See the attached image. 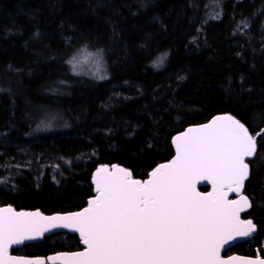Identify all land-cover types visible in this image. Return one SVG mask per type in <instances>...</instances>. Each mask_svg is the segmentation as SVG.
Wrapping results in <instances>:
<instances>
[{
  "label": "trees",
  "instance_id": "trees-1",
  "mask_svg": "<svg viewBox=\"0 0 264 264\" xmlns=\"http://www.w3.org/2000/svg\"><path fill=\"white\" fill-rule=\"evenodd\" d=\"M83 47L103 53L107 80L71 73ZM219 114L261 133L244 185L258 232L234 247L254 256L264 239V0H0V205L80 210L97 166L143 180L172 157L175 134ZM76 247L59 234L15 252Z\"/></svg>",
  "mask_w": 264,
  "mask_h": 264
},
{
  "label": "snow or ice",
  "instance_id": "snow-or-ice-1",
  "mask_svg": "<svg viewBox=\"0 0 264 264\" xmlns=\"http://www.w3.org/2000/svg\"><path fill=\"white\" fill-rule=\"evenodd\" d=\"M158 63L162 58L154 66ZM107 78L105 71L100 79ZM41 127L50 125L41 122ZM260 134H250L231 115L215 116L174 136L175 156L152 169L146 180L134 179L117 165L97 168L96 195L79 212L44 216L0 208V264H45L39 256H10L9 246L37 240L56 228L78 232L86 247L48 256L52 262L230 264L235 258L223 260L221 248L234 236L250 237L257 231L252 220L240 219L244 206H251L249 197L240 194L238 200H229L228 193L239 194L249 178L246 158L257 153ZM199 180L210 182L212 191L198 192ZM241 264H264V259Z\"/></svg>",
  "mask_w": 264,
  "mask_h": 264
},
{
  "label": "water",
  "instance_id": "water-1",
  "mask_svg": "<svg viewBox=\"0 0 264 264\" xmlns=\"http://www.w3.org/2000/svg\"><path fill=\"white\" fill-rule=\"evenodd\" d=\"M221 115H228V114H219V115H216V116H221ZM213 117H215V116H213ZM213 117H212V118H213ZM212 118H211V119H212ZM211 119H209L208 121H206V122H204V123H202V124H205V123L209 122ZM202 124H197V125L188 126V127H186V128H185L183 131H181V132L186 131L189 127H196V126H198V125H202ZM181 132H179V133H181ZM179 133L175 134L174 136L178 135ZM174 136H173V137H174ZM173 137H172V138H173ZM172 138H171V146H172V150H173V155H172V157H171L168 161H170V160L175 156V154H176V153H175V146H174L173 143H172ZM252 158H253V157H252ZM252 158H246V161H249V160H251ZM168 161L163 162V163H167ZM163 163H160V164H163ZM160 164H158V165H160ZM112 165H116V164H112ZM112 165H100V166H97V167L95 168V170L92 172L90 182H91V184H92V186H93V191H94V194H95V195H96V192H95V183H94V173L96 172V169L99 168V167H101V166H107L109 169H111V166H112ZM158 165H157V166H158ZM117 166L122 167V166H120V165H117ZM157 166H155V167H157ZM155 167H154V168H155ZM122 168H124V167H122ZM154 168H153V169H154ZM151 171H152V170H151ZM151 171H150V172H151ZM150 172H149V173H150ZM149 173H148V174H149ZM148 178H149V177H148V175H147V177H146L145 179H143V180H146V179H148ZM134 179H135V178H134ZM137 180H140V179H137ZM143 180H141V181H143ZM247 180H248V179H247ZM247 180H246V181H247ZM246 181H245V183H246ZM204 187H209V189H208L207 191H201L200 189H201V188H204ZM243 189H244V187H243ZM243 189L240 190V193H239V194H238V193H232V192H229V193H228V199H229V200H238L240 194L244 195V194H243ZM196 190H197L198 192H201V193L211 192V191H212V185H211V183L208 182V181H205V180H199V181L197 182V184H196ZM231 197H233V198H231ZM89 199H90V198H89ZM89 199H88V200H89ZM88 200H87L86 205H85L83 208H85V207L88 206ZM7 207H11V208L13 209V211H15V212H35V211H39V210H23V209H21V210H16V209H14L12 206H10V205H0V208H7ZM83 208H82V209H83ZM82 209L77 210V211H72V212L53 213V214H44V213H41L40 211H39V212H40L42 215H44V216H53V215H57V214H59V215H66V214H68V213L79 212V211H81ZM249 209H250V207L247 206V205H245V206H244V210L240 212V216H241L242 213L248 211ZM240 219H241V218H240ZM241 220H242V219H241ZM247 220H250V219H247ZM59 233H63V234H68V235L76 236V237L79 239V246H80V249H79L78 251H83L84 248L86 247L85 245H83V244L81 243V241H80V235H79L78 232H75V231H73V230L70 229V228H56V229H52L50 232H46V233H44L43 237H42V238H39V239H37V240H34V241H25V242H24L23 244H21V245H10V246H9L8 255H10V256H14V255H11V254H10V251H12V250H16V249H20L22 246L27 245V244H32V243L40 242V241H42L43 238H45V237H49V236H51V235L59 234ZM255 233H256V232H255ZM255 233H253L251 236H254ZM248 238H249V237H239V236H234V238H230V239L228 240V243H226V244L221 248V250H220V256H221V258H222L223 260H229V258H233V257H234L235 259H234V260H231V261H230V264H241V261L244 260V259H252V260L264 259V258H254V257L239 256V255H230V256H226V257L222 256V253H223L224 251H226L227 249H229L232 245H234V244H236V243H239V242L246 241V240H248ZM75 252H77V251H75ZM60 253H72V252H59V253H55V254H52V255H49V256H55V255L60 254ZM15 257H21V256H15ZM47 257H48V256H47ZM26 258L31 259V258H35V257H26ZM44 261H45V262L47 261L48 264H62V262H61L59 259H57V261H55V262H52V261H48L47 258H44Z\"/></svg>",
  "mask_w": 264,
  "mask_h": 264
},
{
  "label": "rangeland",
  "instance_id": "rangeland-1",
  "mask_svg": "<svg viewBox=\"0 0 264 264\" xmlns=\"http://www.w3.org/2000/svg\"><path fill=\"white\" fill-rule=\"evenodd\" d=\"M71 60L72 64H69V69L72 74L75 73L74 75L76 76L91 79L96 82L108 79H100V76L104 75L105 71L107 77L109 76L105 57L101 51L83 47L77 50ZM49 125L54 127V124ZM259 248L264 250V239L260 241ZM255 249L258 250V246Z\"/></svg>",
  "mask_w": 264,
  "mask_h": 264
},
{
  "label": "flooded vegetation",
  "instance_id": "flooded-vegetation-1",
  "mask_svg": "<svg viewBox=\"0 0 264 264\" xmlns=\"http://www.w3.org/2000/svg\"><path fill=\"white\" fill-rule=\"evenodd\" d=\"M253 135V134H252ZM256 135V134H255ZM254 135V136H255ZM257 146H258V141H257ZM258 159H257V153L254 155V157L251 159V160H249V161H247L248 163H249V165H250V172H251V168H252V165H254V163L257 161ZM209 189V187H204V191H207ZM243 194L245 195V187H244V189H243ZM246 196V195H245ZM231 198H233V197H231ZM249 202H250V200H249ZM251 207V206H250ZM250 210V209H249ZM248 210V211H249ZM248 211H246V212H244V213H242L241 214V216H240V218L242 219V220H247V219H250V218H245L244 217V215L248 212ZM250 220H252V219H250ZM253 221V220H252ZM253 223H254V221H253ZM255 224V223H254ZM256 225V224H255ZM256 228H257V226H256ZM257 232H258V230L256 231V233H255V235L253 236V237H251V239H248V240H246V241H243V242H239V243H236V244H234V245H232L229 249H227L226 251H224L223 253H222V256H224V257H226V256H230V255H239V256H247V257H258V258H264V250L262 249V248H260L261 249V251H259V248H258V250L257 249H255V248H257V246H254V248H253V253H254V256H252V255H250V254H247L246 252H247V250L246 251H242V252H240V251H236L235 249H234V247L236 246V245H238V244H244L247 248H248V246L252 243V241H253V239L257 236ZM59 234H63V233H59ZM59 234H54V235H59ZM65 235H68V234H65ZM51 236H53V235H51ZM51 236H49V237H51ZM72 236V235H71ZM46 238V237H45ZM44 239V238H43ZM41 242V241H40ZM37 243H39V242H37ZM32 244H36V243H32ZM27 245H31V244H27ZM27 245H24V246H22L20 249H16V250H18V251H20L22 248H24V247H26ZM16 250H12V251H10V254L11 255H14V256H21V257H37V256H31V255H26V254H24V253H16L17 251ZM79 249L76 247L72 252H75V251H78ZM263 250V251H262ZM16 251V252H15ZM59 252H66V251H63V250H61V251H59ZM59 252H57V253H59ZM55 254V253H54ZM49 255H52V254H48V255H39V257H42V258H47V256H49ZM45 264H48L47 263V261L45 262Z\"/></svg>",
  "mask_w": 264,
  "mask_h": 264
},
{
  "label": "bare ground",
  "instance_id": "bare-ground-1",
  "mask_svg": "<svg viewBox=\"0 0 264 264\" xmlns=\"http://www.w3.org/2000/svg\"><path fill=\"white\" fill-rule=\"evenodd\" d=\"M153 64V63H152Z\"/></svg>",
  "mask_w": 264,
  "mask_h": 264
}]
</instances>
